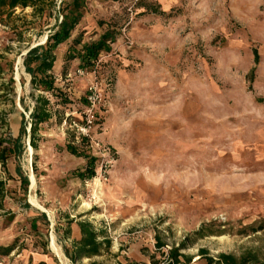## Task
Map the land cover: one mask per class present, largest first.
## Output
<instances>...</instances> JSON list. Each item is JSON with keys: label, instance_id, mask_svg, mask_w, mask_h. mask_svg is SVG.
<instances>
[{"label": "rangeland", "instance_id": "374dc122", "mask_svg": "<svg viewBox=\"0 0 264 264\" xmlns=\"http://www.w3.org/2000/svg\"><path fill=\"white\" fill-rule=\"evenodd\" d=\"M144 2L179 15L136 19L143 9L137 0H92L97 17L122 15L121 35L93 70L75 61L59 80L73 102L66 115L79 122L81 98L96 89L100 127H92L88 139L97 159L94 177L83 183L72 177L85 162L65 151L68 126L54 120L42 126L36 151L24 138L21 156L0 162V181L11 191L0 209V244L24 237L0 264H27L28 258L31 264H72L61 249L67 218L106 229L111 240L109 253L74 264H149L155 235L165 252L211 222L222 233L183 250L191 264L219 254L264 264V0ZM0 25L6 69L0 68V138H16L21 115L27 121L33 105L22 58L44 42L51 25L40 31L30 8H0ZM20 175L29 182L25 196ZM38 213L49 223L51 257L25 236L27 221ZM38 226L45 230L41 221ZM71 231L75 238V223Z\"/></svg>", "mask_w": 264, "mask_h": 264}, {"label": "trees", "instance_id": "16d2710c", "mask_svg": "<svg viewBox=\"0 0 264 264\" xmlns=\"http://www.w3.org/2000/svg\"><path fill=\"white\" fill-rule=\"evenodd\" d=\"M99 1L103 4L117 0ZM91 2L92 0H0V8H5L8 11L15 8L32 9V15L37 20L40 31L42 28L50 26L51 21H54L47 29L46 40L42 44L29 47L22 58L23 71L29 76V96L33 100V105L27 121H25L24 115H21L17 137L12 138L7 135L5 138H0V162L3 166L7 158L21 156L24 151V138L28 139L31 150L36 151L39 141L38 134L42 126L54 120L57 125L64 123L68 126L65 132L67 136L65 151L70 156L85 162L84 167L77 168L71 173L72 177L82 183L90 181L94 177V164L97 159L88 150L89 140L78 136L76 131L70 127L72 122L83 123L84 113L88 108L86 93L80 100L79 109L75 111L83 117L82 121L79 122L72 115H66L71 111L73 102L67 90L59 82L67 76L75 61L78 62L77 67L82 70H93L95 63L102 55L111 54V46L121 35L122 15L115 12V16L118 14V17H97L92 12ZM142 3V12L136 19L151 18L167 21L179 15V12L173 9L162 10L157 2L145 3L144 0H137L135 5ZM252 54L253 63L256 66L259 60L256 49H253ZM58 64L59 69H57ZM254 71L253 68L246 75L249 84L253 82ZM19 103L23 104L22 98L19 99ZM98 108L95 106L92 110V126L94 128L100 127ZM24 110H27V107H24ZM2 122L0 121L1 124H3ZM28 186L27 177L20 175L19 191L24 196ZM10 192L5 188V184L0 181V209L3 208L4 199ZM24 207L30 208L27 203H24ZM40 221L45 227L44 231L38 226ZM27 222L28 229L25 236L31 238L33 249H38L41 254L51 257V253L47 249V227L49 223L46 215L38 213L36 217ZM73 223L78 228V239L71 238V225ZM220 226L216 222L202 224L199 229L185 236L176 246L172 245L165 252L163 251L165 244L155 235V251L149 257V264H191L192 258L181 252L188 249L197 240L219 236L222 233ZM62 236L67 241L66 244L61 245L63 256L72 264L109 253L111 248V240L106 229H96L88 221H75L67 218L62 227ZM23 242L24 237L18 236L8 243L0 244V260L9 257L11 252L18 249L19 244H23ZM199 254L205 256L207 252L201 249ZM251 260V257H241L237 260L231 255L219 254L217 260L208 258L206 264H246ZM27 264H31L30 258H28Z\"/></svg>", "mask_w": 264, "mask_h": 264}, {"label": "built area", "instance_id": "2783aa9c", "mask_svg": "<svg viewBox=\"0 0 264 264\" xmlns=\"http://www.w3.org/2000/svg\"><path fill=\"white\" fill-rule=\"evenodd\" d=\"M0 29L3 27L0 25ZM86 100L88 103V108L85 110V117L83 119L82 124H78L76 122H72L70 127L73 128L78 136L85 137L87 139H91L90 132L92 129V110L98 103V95L96 93V89L94 86H91L86 91Z\"/></svg>", "mask_w": 264, "mask_h": 264}, {"label": "crops", "instance_id": "0c3cea01", "mask_svg": "<svg viewBox=\"0 0 264 264\" xmlns=\"http://www.w3.org/2000/svg\"><path fill=\"white\" fill-rule=\"evenodd\" d=\"M3 27V26H2ZM4 28V27H3ZM1 62V61H0ZM0 68H2L1 70L3 71V72H6L5 70L6 69H4L3 68V65H2V63H0ZM79 238V233H77V235L75 236V239H78Z\"/></svg>", "mask_w": 264, "mask_h": 264}, {"label": "bare ground", "instance_id": "6f19581e", "mask_svg": "<svg viewBox=\"0 0 264 264\" xmlns=\"http://www.w3.org/2000/svg\"><path fill=\"white\" fill-rule=\"evenodd\" d=\"M31 182L33 183V180H31Z\"/></svg>", "mask_w": 264, "mask_h": 264}, {"label": "water", "instance_id": "95a60500", "mask_svg": "<svg viewBox=\"0 0 264 264\" xmlns=\"http://www.w3.org/2000/svg\"><path fill=\"white\" fill-rule=\"evenodd\" d=\"M46 40V37H45V39H44V41Z\"/></svg>", "mask_w": 264, "mask_h": 264}]
</instances>
